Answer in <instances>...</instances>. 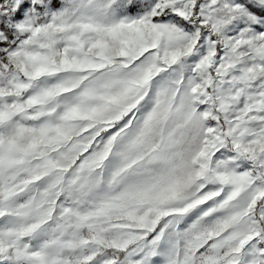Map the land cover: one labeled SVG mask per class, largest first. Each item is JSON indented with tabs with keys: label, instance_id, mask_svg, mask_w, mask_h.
<instances>
[{
	"label": "snow or ice",
	"instance_id": "snow-or-ice-1",
	"mask_svg": "<svg viewBox=\"0 0 264 264\" xmlns=\"http://www.w3.org/2000/svg\"><path fill=\"white\" fill-rule=\"evenodd\" d=\"M0 264H264V0H0Z\"/></svg>",
	"mask_w": 264,
	"mask_h": 264
}]
</instances>
